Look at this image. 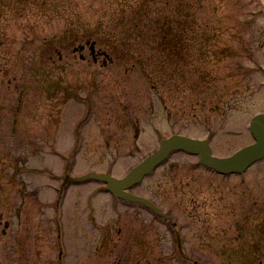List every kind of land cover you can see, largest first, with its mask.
Listing matches in <instances>:
<instances>
[{
	"label": "rangeland",
	"instance_id": "rangeland-1",
	"mask_svg": "<svg viewBox=\"0 0 264 264\" xmlns=\"http://www.w3.org/2000/svg\"><path fill=\"white\" fill-rule=\"evenodd\" d=\"M262 112L264 0H0V264H264V160L173 154L134 189L170 219L97 181L52 208L66 173L124 177L172 134L231 155Z\"/></svg>",
	"mask_w": 264,
	"mask_h": 264
},
{
	"label": "water",
	"instance_id": "water-1",
	"mask_svg": "<svg viewBox=\"0 0 264 264\" xmlns=\"http://www.w3.org/2000/svg\"><path fill=\"white\" fill-rule=\"evenodd\" d=\"M251 130L256 139V143L243 148L229 158H218L213 156V151L208 141L197 140L182 135H173L163 140L158 152L149 156L122 180L116 179L108 174L97 173H90L77 180H84L87 178L103 180L108 183L109 189L116 196L124 197L129 200H139L150 205L147 200L131 195L126 192V190L140 182L145 175L151 172L172 151L185 150L193 154H198L200 155L201 163L214 167L222 173L244 172L254 162L264 157V114H259L252 119Z\"/></svg>",
	"mask_w": 264,
	"mask_h": 264
},
{
	"label": "bare ground",
	"instance_id": "bare-ground-1",
	"mask_svg": "<svg viewBox=\"0 0 264 264\" xmlns=\"http://www.w3.org/2000/svg\"><path fill=\"white\" fill-rule=\"evenodd\" d=\"M255 166V165H254Z\"/></svg>",
	"mask_w": 264,
	"mask_h": 264
}]
</instances>
